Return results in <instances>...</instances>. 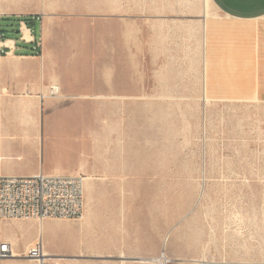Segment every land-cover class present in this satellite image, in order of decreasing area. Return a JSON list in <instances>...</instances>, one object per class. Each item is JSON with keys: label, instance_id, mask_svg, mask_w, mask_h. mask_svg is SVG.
Returning a JSON list of instances; mask_svg holds the SVG:
<instances>
[{"label": "rangeland", "instance_id": "1", "mask_svg": "<svg viewBox=\"0 0 264 264\" xmlns=\"http://www.w3.org/2000/svg\"><path fill=\"white\" fill-rule=\"evenodd\" d=\"M99 1L109 3L105 8L97 6ZM204 14L207 24L222 19L206 0H0V23L12 27L9 34L20 42H34V52L41 53L45 22L67 42L82 23L85 56L98 60L91 46L106 29L107 46L116 50L108 53L109 77L125 86L138 81L140 91L133 105L108 106V118L121 136L84 139L85 204L91 200L98 207L116 194L147 189L156 195L148 228L107 232L105 218L100 229L99 212L91 229H79L80 219L5 221L2 235L18 256L0 264H36L24 255L38 242L39 222L51 225L43 228L40 242L60 264H120L121 259L141 264L139 256H159L162 249L167 257L176 256L169 264H195L192 260L202 256L264 264V96L239 100L236 91L212 89L204 94ZM29 29L34 40L25 38ZM7 69L0 65V71ZM65 107L71 114L76 110ZM100 108L79 109L95 118ZM53 110L36 105L37 116ZM127 179L133 181L123 185Z\"/></svg>", "mask_w": 264, "mask_h": 264}, {"label": "crops", "instance_id": "2", "mask_svg": "<svg viewBox=\"0 0 264 264\" xmlns=\"http://www.w3.org/2000/svg\"><path fill=\"white\" fill-rule=\"evenodd\" d=\"M206 1L214 5L222 19L211 24H207L205 14L201 19L204 94L205 89L231 90L238 93L233 96L235 99H260L264 96V0ZM108 3L99 1L96 5L105 7ZM44 25L43 47L39 53L34 52V42H20L16 35L9 34L14 33L12 27L0 23V65L9 67L0 71L1 176H31L38 172L84 174L88 170L84 139L121 136L119 126L108 118L109 112L112 113L108 106L133 105L139 99L138 81L125 86L118 78L109 77L108 53L116 50L107 46L106 29H100L99 44L91 46L93 55L99 54L98 60L92 56L89 62L85 56L87 45L82 23L73 28L75 35L71 42L59 39L46 22ZM26 31L25 38L34 40L31 29ZM3 34L6 39L1 40ZM2 49L6 51L4 55H1ZM51 83L58 84L61 96L40 98L41 90ZM61 99L76 110L68 113L66 104L60 106ZM36 105L41 111L46 106L55 110L52 115L39 111L37 116ZM85 105L100 106L99 115L89 118L79 109ZM132 181L124 180L123 185ZM140 181L144 185L150 183L148 179ZM85 188L86 185L84 216L79 229H91L98 212L100 229H104V218L105 229H142L153 224L156 201L153 190L116 194L115 199L100 201L96 207L91 200L85 204ZM39 225V229L51 226L42 222ZM173 257L176 256L170 258Z\"/></svg>", "mask_w": 264, "mask_h": 264}, {"label": "built area", "instance_id": "3", "mask_svg": "<svg viewBox=\"0 0 264 264\" xmlns=\"http://www.w3.org/2000/svg\"><path fill=\"white\" fill-rule=\"evenodd\" d=\"M54 96L59 86H48ZM83 175H50L38 172L31 176L0 175V259L12 254V242L2 235L5 221L13 219H80L84 212ZM42 244L36 242L26 249L25 257L39 259ZM163 251L159 253L163 256ZM169 260L166 261V264ZM54 264V263H38ZM200 264H227L207 259Z\"/></svg>", "mask_w": 264, "mask_h": 264}, {"label": "bare ground", "instance_id": "4", "mask_svg": "<svg viewBox=\"0 0 264 264\" xmlns=\"http://www.w3.org/2000/svg\"><path fill=\"white\" fill-rule=\"evenodd\" d=\"M52 86H55V87H57L58 86V84H55V83H52L51 84ZM58 90L60 91V87L58 88ZM57 92L55 95L57 96V97H60L61 96V94H60V92ZM51 95L49 94V88H47L46 87V89L45 90H41V94H40V98H48V97H50ZM83 181L85 182V176L83 177ZM83 216H84V212H83V215H82V217L80 218V220H82L83 219ZM39 223H41V222H39ZM42 230L43 229H38V240L39 241H41V239H42ZM109 230H111V229H109ZM109 230L107 229V232H109ZM105 238H106V240L108 241V239H109V237L108 236H105ZM167 236L164 238V242L167 240ZM41 243V242H40ZM32 245H34V243L32 244ZM31 245V246H32ZM107 247V246H106ZM44 249H43V246H42V253H41V256H40V258L39 259H34L35 261V263L36 264H38V263H42V262H45V263H49L50 261L52 262V263H54V264H60L59 263V260H60V258H58V257H51V256H48L47 254H45L44 253V251H43ZM163 253H164V251H163ZM18 256V254L16 253V252H14V248H12V254L10 255V257L9 258H16ZM25 256V255H24ZM119 257L120 258H125V256L124 255H119ZM208 258L207 257H204V256H202V257H199L198 259H194V260H192L195 264H200V262L201 261H203V260H207ZM167 260H169V262L167 263V264H169L171 261H173L174 259H172V258H170V257H167L166 255H165V253L163 254V256H155V257H139L138 258V262H140V263H155V264H166V261ZM124 259H121L120 260V264H124ZM228 264V263H227Z\"/></svg>", "mask_w": 264, "mask_h": 264}, {"label": "trees", "instance_id": "5", "mask_svg": "<svg viewBox=\"0 0 264 264\" xmlns=\"http://www.w3.org/2000/svg\"><path fill=\"white\" fill-rule=\"evenodd\" d=\"M29 18V17H28ZM27 18L25 17V18H23V20H26Z\"/></svg>", "mask_w": 264, "mask_h": 264}, {"label": "water", "instance_id": "6", "mask_svg": "<svg viewBox=\"0 0 264 264\" xmlns=\"http://www.w3.org/2000/svg\"><path fill=\"white\" fill-rule=\"evenodd\" d=\"M133 260H135V259H133Z\"/></svg>", "mask_w": 264, "mask_h": 264}]
</instances>
